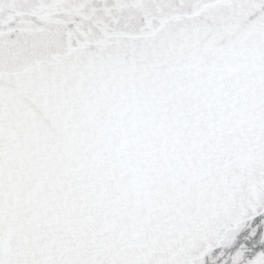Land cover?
I'll list each match as a JSON object with an SVG mask.
<instances>
[{
	"label": "snow or ice",
	"instance_id": "obj_1",
	"mask_svg": "<svg viewBox=\"0 0 264 264\" xmlns=\"http://www.w3.org/2000/svg\"><path fill=\"white\" fill-rule=\"evenodd\" d=\"M0 264H264V0H0Z\"/></svg>",
	"mask_w": 264,
	"mask_h": 264
}]
</instances>
